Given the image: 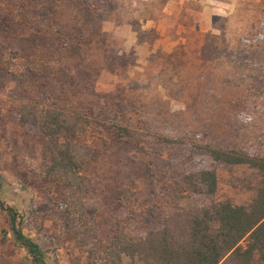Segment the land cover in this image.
Returning a JSON list of instances; mask_svg holds the SVG:
<instances>
[{
    "label": "rangeland",
    "instance_id": "1",
    "mask_svg": "<svg viewBox=\"0 0 264 264\" xmlns=\"http://www.w3.org/2000/svg\"><path fill=\"white\" fill-rule=\"evenodd\" d=\"M0 12V200L43 264H87L120 228L155 229L174 205L250 201L255 170L208 150L264 154V0H0ZM60 41L70 44L64 71H25L33 48L41 61ZM60 91L116 115L142 140L81 139L91 155L80 173L96 209L81 227L45 177L51 141L19 120L28 102ZM201 170L215 172L214 193L183 188L182 177ZM8 224L0 209V264H34ZM84 228L93 231L86 244Z\"/></svg>",
    "mask_w": 264,
    "mask_h": 264
},
{
    "label": "trees",
    "instance_id": "2",
    "mask_svg": "<svg viewBox=\"0 0 264 264\" xmlns=\"http://www.w3.org/2000/svg\"><path fill=\"white\" fill-rule=\"evenodd\" d=\"M28 33L35 34L37 30ZM25 37L28 35H18L20 40ZM77 45L80 56L82 50ZM69 50L70 44L61 42L52 54L43 53L39 61L40 52L33 48L29 58H23L25 71L35 72L39 68L38 73L47 70L56 77L58 71L66 68ZM70 84L71 81L66 85ZM93 110L70 102L63 91L30 101L19 110L20 122L37 124L42 136L51 141L45 177L58 192L55 200L65 205L66 214L76 219L80 227L86 223V213L96 210L91 202V181L80 173L91 155L81 139L113 134L129 144H142L139 134L120 125L116 115ZM208 151L221 164L255 170L254 183L249 186L252 192L249 202H214L188 208L174 205L155 229L134 234L120 228L108 244L88 251L87 264H264V154ZM181 184L192 194L201 193L203 188L214 193L217 176L213 171H194L184 175ZM2 185L0 176V190ZM0 209L6 213L15 245L24 249L31 262L43 264L41 249L23 233L14 209L1 200ZM78 232L84 244L92 238L91 229Z\"/></svg>",
    "mask_w": 264,
    "mask_h": 264
}]
</instances>
